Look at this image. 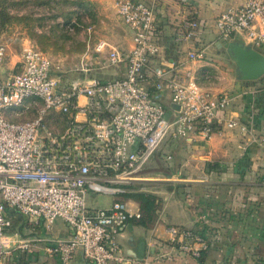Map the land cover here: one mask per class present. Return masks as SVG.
<instances>
[{
    "label": "built area",
    "instance_id": "built-area-1",
    "mask_svg": "<svg viewBox=\"0 0 264 264\" xmlns=\"http://www.w3.org/2000/svg\"><path fill=\"white\" fill-rule=\"evenodd\" d=\"M159 3L116 1L131 46L124 52L99 39L94 49L105 53L110 66L124 63L121 76L67 79L54 70L44 50L25 43L15 70L0 77V264H17L15 250L34 251L41 242L46 254L62 261L80 250L90 264H133L117 236L129 220L141 217L140 211L120 198L95 207L88 204L89 194L126 192L170 136L198 140L222 130L249 132L237 116L226 115L233 95L200 83L211 44L201 42L202 24L195 14L180 20L173 40L200 45L193 43L177 59L163 56ZM215 27L220 39L242 34L254 47L261 46L264 0H242L221 11ZM7 46L0 34V65ZM87 64L79 68L86 74ZM28 109L34 115L20 119ZM8 207L46 228L62 220L69 235L12 240L5 234L12 224ZM165 231L172 248L194 258L210 247L200 231L179 225Z\"/></svg>",
    "mask_w": 264,
    "mask_h": 264
},
{
    "label": "crops",
    "instance_id": "crops-1",
    "mask_svg": "<svg viewBox=\"0 0 264 264\" xmlns=\"http://www.w3.org/2000/svg\"><path fill=\"white\" fill-rule=\"evenodd\" d=\"M116 1L112 2L114 10ZM241 2L160 0L157 23L162 34L163 56L177 59L183 57L193 43L200 45V42L175 43L173 40L174 29L180 20L189 12L195 14L202 24L201 42L211 44L205 67L199 72L200 83L214 92L232 94L234 99L226 115L237 116L248 126L249 132L240 134L237 130H222L198 140L170 136L172 145L166 149L169 150L166 158L169 164L163 172L164 178H159L162 175L156 173L146 174L143 170L142 178L134 184L144 182L146 186L133 184L122 194L104 193V200L99 205L97 196L89 194L88 204L92 206L108 207L114 199L120 198L131 210L140 211L141 218L129 220L117 236L123 252L134 260L133 264H250L253 259L264 263V73L256 79L239 78L229 57L216 44L220 39L215 27L216 16L223 10L238 7ZM127 32L128 50L131 37ZM232 39L244 41L245 37L240 34ZM95 44L84 52L86 59L100 54L95 52ZM256 48L264 54V44ZM7 54L0 65V77L8 74L6 69L15 70L21 56V52L9 57ZM117 67L113 77L123 74L125 64ZM88 74L91 76L90 72ZM156 158L157 151L147 165H153ZM136 192L156 197L151 219L145 217V221L142 220L144 212L139 201L129 195ZM10 217L29 225L24 232L26 236L14 240L69 235L62 220H56L46 228L20 214ZM169 225L197 230L209 237L210 247L202 262L172 248L165 231ZM12 259L17 264H90L80 250H76L68 261L48 255L43 250V242L34 251L15 250Z\"/></svg>",
    "mask_w": 264,
    "mask_h": 264
},
{
    "label": "rangeland",
    "instance_id": "rangeland-1",
    "mask_svg": "<svg viewBox=\"0 0 264 264\" xmlns=\"http://www.w3.org/2000/svg\"><path fill=\"white\" fill-rule=\"evenodd\" d=\"M112 2L113 0H0V34L1 40L8 45L7 57L12 53H20L22 45L30 43L44 50L50 56L54 70L64 72L67 79L90 76L79 69L84 62H88L91 75L103 79L112 78L118 67L107 65L104 53L93 59L84 57V52L92 49L99 39H105L110 44L127 50L129 35ZM4 16L7 18L3 20ZM69 20L78 21L82 26L69 31L63 24ZM88 27H91L90 30ZM12 70L14 69H6L8 74ZM33 115L34 112L28 109L19 117L24 119ZM169 140L170 138H166L160 144L154 164L147 165L144 169L146 174L156 173L162 175L159 178H164L163 172L169 164L166 159L169 150L166 149L172 145ZM134 186L146 184L141 182ZM104 197V193L97 194L98 205ZM28 226L25 222L14 219L5 234L12 240L23 238ZM15 233H18L17 236ZM250 264L264 263L253 259Z\"/></svg>",
    "mask_w": 264,
    "mask_h": 264
},
{
    "label": "water",
    "instance_id": "water-1",
    "mask_svg": "<svg viewBox=\"0 0 264 264\" xmlns=\"http://www.w3.org/2000/svg\"><path fill=\"white\" fill-rule=\"evenodd\" d=\"M216 44L229 57L239 78L256 79L264 73V54L249 40L219 39Z\"/></svg>",
    "mask_w": 264,
    "mask_h": 264
},
{
    "label": "trees",
    "instance_id": "trees-1",
    "mask_svg": "<svg viewBox=\"0 0 264 264\" xmlns=\"http://www.w3.org/2000/svg\"><path fill=\"white\" fill-rule=\"evenodd\" d=\"M4 15H6V14H4ZM6 18H7V16H4L3 20ZM63 24H64L65 28L69 31H75L78 29V27L82 26L80 22L75 21V20L64 21ZM129 195L133 196L135 199H137L139 201L140 209L144 212V217H142V220H144L145 217H146V219H151V212L156 207V204H155L156 197L154 195L145 194L142 192H136V193H132ZM7 213L9 216L14 215V214H18L14 209L9 208V207L7 208ZM206 252L207 251H202L200 256L197 257V260L199 262L203 261L204 257L206 256Z\"/></svg>",
    "mask_w": 264,
    "mask_h": 264
}]
</instances>
